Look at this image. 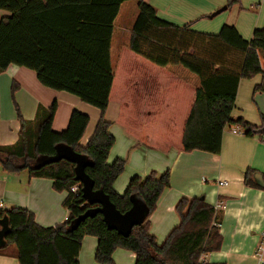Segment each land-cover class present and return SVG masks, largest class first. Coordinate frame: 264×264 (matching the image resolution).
<instances>
[{"label": "trees", "instance_id": "trees-1", "mask_svg": "<svg viewBox=\"0 0 264 264\" xmlns=\"http://www.w3.org/2000/svg\"><path fill=\"white\" fill-rule=\"evenodd\" d=\"M126 1L0 0V11L9 13L0 18V71L12 64L29 68L44 86L72 93L101 111L93 135L82 145L90 122L87 113L74 110L67 128L56 131L57 102L40 106L32 121L26 120L16 105L20 137L12 145L0 144V168L28 170L31 177L51 179L56 191L67 192L64 206L69 211L64 222L46 227L27 208L0 210V221L6 219L11 229L0 253L14 244L20 264H80L82 242L88 235L98 238L95 260L100 264H115L113 253L119 247L136 254L135 264H201L203 254L222 248L223 235L213 224L219 212L204 196L179 200L176 211L180 223L162 244L158 243L151 232L150 217L171 185V171L135 175L125 192L118 193L114 183L124 172L126 160L108 161L115 137L105 114L109 103L117 102L116 121L140 141L164 150L175 147L185 152L219 154L228 127L247 137L264 136V123L258 126L233 116L242 79L262 74L254 92H264V26L256 29L250 40L233 25H224L217 34L197 32L189 24L178 26L160 18L152 4L138 0L129 45L122 48L114 67V22ZM238 3L240 0H228L222 9ZM137 59L163 70L182 65L199 76L200 86L166 76V81H159L151 107L143 112V99L134 92L133 78L139 76ZM17 89L14 81V101ZM61 148L86 159L85 171L94 189L106 193L119 212L132 209L135 200L144 206V221L128 236L109 225L101 213L79 221L98 204L84 197L76 162L65 155L57 157ZM258 176L257 170L249 168L244 173L245 183L264 188ZM74 186H78L75 192Z\"/></svg>", "mask_w": 264, "mask_h": 264}, {"label": "crops", "instance_id": "crops-1", "mask_svg": "<svg viewBox=\"0 0 264 264\" xmlns=\"http://www.w3.org/2000/svg\"><path fill=\"white\" fill-rule=\"evenodd\" d=\"M120 12L114 22L112 38V62L118 63L125 43L122 31L123 13ZM156 9L158 16L178 26L190 25L197 32L217 34L224 25H233L243 38L250 40L254 31L264 26V0H240L227 10L222 8L228 0H147ZM138 5V0H137ZM139 11V10H138ZM220 11V12H219ZM9 15L0 11V16ZM138 15V14H137ZM137 16L134 19L136 20ZM133 22V24H134ZM117 47L113 56V42ZM116 48L114 47V50ZM137 66H139L137 68ZM264 66V65H263ZM138 75L133 78L135 95L142 98L141 111H148L152 99L157 97L159 81L166 76H175L193 87L200 86V78L182 65H169L166 69L137 59L135 63ZM259 74L250 79H242L236 97L234 117H243L248 122L261 126L264 123V92H254L255 86L262 81ZM18 84L15 101L12 98V84ZM147 100L151 101L147 104ZM57 102L58 109L53 128L62 131L67 128L74 110L87 113L90 122L81 140L85 145L93 135L101 117L100 109L83 102L78 96L57 91L44 86L34 70L18 65H10L0 71V144L12 145L20 137L21 124L16 105L26 120H35L40 106L50 107ZM115 105V106H114ZM119 104L111 101L105 117L112 124L110 132L115 143L108 161L117 158L126 160L124 172L114 183L115 190L122 194L135 175L147 176L152 171L163 173L171 171V185L160 197L156 210L152 213L151 232L162 244L172 229L180 223L176 205L182 197L204 196L209 204L224 203L219 211L218 223L224 241L222 248L204 255L209 263L223 264H261L256 253L264 243V188L245 183L244 173L255 169L264 179V136L247 137L227 128L223 135L222 150L212 154L195 150L181 151L175 147L168 150L156 148L146 141L129 134L116 119ZM220 181L228 182L221 185ZM67 192H58L53 181L48 178L31 177L28 170L9 172L0 168V210L13 207L27 208L35 213L36 221L42 226H54L64 222L69 211L64 206ZM98 238L85 236L80 251V264H100L95 260ZM115 264H135L136 254L124 248L113 253ZM0 264H20L17 248L11 244L6 253H0Z\"/></svg>", "mask_w": 264, "mask_h": 264}, {"label": "water", "instance_id": "water-1", "mask_svg": "<svg viewBox=\"0 0 264 264\" xmlns=\"http://www.w3.org/2000/svg\"><path fill=\"white\" fill-rule=\"evenodd\" d=\"M223 10V9H222ZM220 12V11H219ZM264 132V128H263ZM63 155L73 159L76 162V177L82 183L83 194L89 203L98 204L97 207L88 209L79 219V221L86 219L90 215L101 213L104 220L109 225H114L116 229L124 236H128L133 227L144 221L146 217V210L144 206L138 201H134L132 209L126 213L119 212L109 196L101 190L94 189V182L90 175L85 171L88 164L86 159L81 154L68 150L67 148H61L60 153L57 155L58 158ZM259 183L264 186V179L262 176H258ZM10 227L6 219L0 221V247L7 244L5 241V235L10 232Z\"/></svg>", "mask_w": 264, "mask_h": 264}, {"label": "rangeland", "instance_id": "rangeland-1", "mask_svg": "<svg viewBox=\"0 0 264 264\" xmlns=\"http://www.w3.org/2000/svg\"><path fill=\"white\" fill-rule=\"evenodd\" d=\"M122 10H123V13H122V15L120 17V20H123V24H122L121 27H122L123 33H125L123 41L125 43H127L129 41V38H130V32H131V28H132L134 19H135V17L138 14L137 0H130L129 2H127L123 6ZM0 18H1V16H0ZM114 47L116 48L115 50H114ZM116 51H117V47H116L115 39H114V42H113V56H114V59H117ZM262 62H263V65H264L263 58H262ZM261 247L264 248V243L259 245V249ZM259 249H258V251H262V249H260V250ZM204 255H206V254H203L201 257H205ZM263 255H264V252H263Z\"/></svg>", "mask_w": 264, "mask_h": 264}, {"label": "built area", "instance_id": "built-area-1", "mask_svg": "<svg viewBox=\"0 0 264 264\" xmlns=\"http://www.w3.org/2000/svg\"><path fill=\"white\" fill-rule=\"evenodd\" d=\"M234 130V132H237V133H240L237 129H233ZM241 134V133H240ZM220 184L221 185H227L228 184V182H223V181H220ZM77 189H78V186H74V187H72V190L75 192V191H77ZM215 208H216V210L219 212V211H221L222 209H224V203L223 202H218L216 205H215ZM215 226H217V227H220L219 225V223H218V221L217 220H215V222L213 223ZM260 249H262V251H258L257 253H256V256L257 257H259V259L261 260L260 261V263L261 264H264V255H263V252H264V248L263 247H261ZM259 249V250H260ZM207 261H206V258L205 257H200V260H199V263H201V264H204V263H206Z\"/></svg>", "mask_w": 264, "mask_h": 264}]
</instances>
